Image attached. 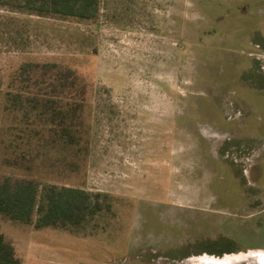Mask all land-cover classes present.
<instances>
[{
	"label": "rangeland",
	"instance_id": "374dc122",
	"mask_svg": "<svg viewBox=\"0 0 264 264\" xmlns=\"http://www.w3.org/2000/svg\"><path fill=\"white\" fill-rule=\"evenodd\" d=\"M20 3L0 0V175L103 206L76 230L0 215L23 264L264 248V0H97L93 18Z\"/></svg>",
	"mask_w": 264,
	"mask_h": 264
},
{
	"label": "trees",
	"instance_id": "16d2710c",
	"mask_svg": "<svg viewBox=\"0 0 264 264\" xmlns=\"http://www.w3.org/2000/svg\"><path fill=\"white\" fill-rule=\"evenodd\" d=\"M22 2L21 8L37 16L93 18L98 10L97 0H22ZM68 134H70L68 130L60 133L62 139ZM95 196L96 199L89 191L75 186H59L35 178L0 175V215L11 222L32 225L38 230L46 227L76 230L83 227L103 208L100 195ZM235 249L236 246L232 245L207 252L222 255ZM0 264H23L16 246L1 231Z\"/></svg>",
	"mask_w": 264,
	"mask_h": 264
},
{
	"label": "bare ground",
	"instance_id": "6f19581e",
	"mask_svg": "<svg viewBox=\"0 0 264 264\" xmlns=\"http://www.w3.org/2000/svg\"><path fill=\"white\" fill-rule=\"evenodd\" d=\"M252 256V260H254L256 263L264 264V251H256V252H250L248 254L240 253L236 255L231 254H225L224 257H216L212 255H201L193 257L191 260L194 264H231L236 262L239 259H243L246 257Z\"/></svg>",
	"mask_w": 264,
	"mask_h": 264
},
{
	"label": "crops",
	"instance_id": "0c3cea01",
	"mask_svg": "<svg viewBox=\"0 0 264 264\" xmlns=\"http://www.w3.org/2000/svg\"><path fill=\"white\" fill-rule=\"evenodd\" d=\"M261 230H263V231H261V232H263V233H261V234H263V236H264V228L263 229H261ZM232 239V238H231ZM234 239V238H233ZM261 250V249H264V248H258V250ZM205 253H209V252H207V251H205ZM224 254H227V253H224ZM214 255H216V254H214ZM223 255V254H222Z\"/></svg>",
	"mask_w": 264,
	"mask_h": 264
},
{
	"label": "water",
	"instance_id": "95a60500",
	"mask_svg": "<svg viewBox=\"0 0 264 264\" xmlns=\"http://www.w3.org/2000/svg\"><path fill=\"white\" fill-rule=\"evenodd\" d=\"M261 251H264V249H261ZM206 255H212V256H216V257H219L220 255H214V254H207L205 253ZM204 255V254H203ZM255 264V263H254ZM256 264H259V263H256Z\"/></svg>",
	"mask_w": 264,
	"mask_h": 264
}]
</instances>
